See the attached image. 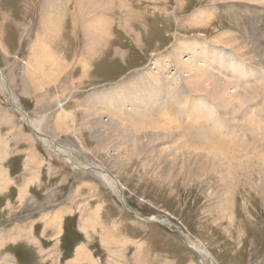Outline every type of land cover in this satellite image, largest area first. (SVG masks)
<instances>
[{"label":"rangeland","instance_id":"rangeland-1","mask_svg":"<svg viewBox=\"0 0 264 264\" xmlns=\"http://www.w3.org/2000/svg\"><path fill=\"white\" fill-rule=\"evenodd\" d=\"M76 1L66 6L69 13L61 18L62 27L47 33L42 14L45 0H0V104L8 111L5 116L10 115L5 118L11 124L10 130L17 119L24 129L17 134L29 132L30 135L25 133L29 143L38 144L43 154L40 167H35L34 162L30 167H3L0 163V264H203L190 247V240L202 244L215 264H264L262 135L245 131L242 126L248 122L243 112L239 116L227 115L214 97L192 89V81L188 84L190 81L181 79L188 89L184 93L186 101L184 105L174 102L170 86L177 82L166 80L168 74L179 70L177 59L187 54L188 41L198 40L207 47L222 49L220 57L224 60L228 55L232 66L242 63L247 77L228 75L229 61H220L218 55L212 56L211 70L229 76L231 81L236 78L233 86L248 95L249 108H255L259 113L256 115L264 120V66L258 64L264 60V0H124L126 9L121 8L120 0L110 6L97 5L94 13L104 17L97 28L105 34L91 43L92 54L87 52V38L77 17L81 8ZM199 11L208 13L207 20L201 22L194 17ZM94 13L87 12L86 25L94 22ZM230 39H236L239 45H233ZM42 41L47 45L43 50ZM37 53L38 58H34ZM254 54L257 57L252 60L250 55ZM85 63L89 65L88 72ZM149 68L163 77L165 88L161 81L159 85L165 93L159 111L150 113L156 121L142 122L143 127H137L136 133L145 131L138 132L143 135L154 125L165 126L173 131L169 138L172 145L187 142L181 151L191 156L200 145L206 142L209 146L213 136H219L226 142L221 172L216 174L212 168L194 179L187 176V167L180 171L176 167L172 173L169 170L162 174L163 167H144L138 157L131 165L123 166L116 162L114 150L97 151L94 126L85 129L79 124L85 116L82 106L86 99L108 91L114 93L115 104L128 108L133 87ZM149 79H145L146 83ZM17 104L29 118H35L36 112L48 113L52 118L43 133L54 137L78 164L88 159L119 179L125 186L121 194L126 196V205L85 167L75 168L47 147L16 109ZM206 106H211L212 111L194 116V112L202 110L200 107L206 111ZM69 112L80 121L75 129L85 142L78 135L58 129L56 117ZM226 126L235 136L228 131L223 134ZM5 130L0 133V143L8 137ZM203 130L210 141L202 137ZM187 134L197 140H188ZM198 140L205 142L200 144ZM49 162L57 167H49ZM56 216L61 220L56 222ZM80 248L84 254L76 261Z\"/></svg>","mask_w":264,"mask_h":264},{"label":"bare ground","instance_id":"bare-ground-1","mask_svg":"<svg viewBox=\"0 0 264 264\" xmlns=\"http://www.w3.org/2000/svg\"><path fill=\"white\" fill-rule=\"evenodd\" d=\"M70 1L71 0H45L44 4L42 6V14L44 17V22H43V20H42V22L44 23L43 29L44 30L46 29L47 33L54 32V31H56V29L58 30L59 27L60 28L62 27V25H60L62 22L61 18L62 17L64 18V16L69 13V12L67 13L66 6L68 5V3ZM125 1L120 0V2L122 4L121 8L123 7L126 9L127 5H126ZM76 2H78L77 6H79L81 8V10L78 12L77 17H79V19L81 21V24L84 28V35L87 38V45H86V48L88 50L87 52L89 54H92L93 47H92L91 43L95 42L93 40L96 37L99 38V36L101 34H105V33H103V31L99 32V29L97 28V26L100 25L97 23L102 21L104 19V17H103V15L95 14L94 13L95 10H93V7H95L97 5H99V8L101 6H108V5L110 6V4H113V2L115 3V1L114 0H77ZM83 3L84 4L87 3L88 6L84 5ZM82 9H83V11H82ZM87 12H90V13L93 12L94 16H95V17L93 16L95 19V20L93 19L94 22H91V24L88 22L89 23L88 25H86V19H85ZM202 12L203 11H199L197 14L194 15V17L196 16L199 20H201V22L204 20H207V18H208V13L207 12L202 13ZM129 13H130V11H129ZM73 20H75V18H73ZM129 20H130L129 18L126 19L127 22ZM193 21H194V19H193ZM109 22H110V20H109ZM37 37L39 38L40 35H38ZM43 37H45V34L43 35ZM38 38H37V40H39ZM230 40L232 41L233 45H236L235 43H239L236 41V39H235V41L233 39H230ZM42 42H43V43H41V44H43L42 46L39 43L40 47L41 48L46 47L47 46V45L45 46L46 43L44 41H42ZM187 43H188V46H186L188 49V51L186 52L187 54L185 56H182L180 58V61L177 59V61H178L177 63H179L178 64L179 70L177 72L180 74V76H177L176 71H174L173 73H171V71H170L169 73H171V74H168L167 77L165 76L166 80L168 79V81L173 80L175 83L177 82L175 85L173 84L174 86H170V87H172L170 95H171V97H173L171 100H173L174 102H176L178 104L183 103V105H184V102L186 101L184 99V95H185L184 93H186L188 91V89L186 88L187 86L183 85V82H181V81L182 80L183 81H185V80L190 81L188 84H190L192 81V83H191V85H193L192 89H194L197 92H201L203 94V96L209 95V97L210 96L214 97L217 100L216 104L219 103V105L221 107L226 109L227 115L238 113L237 116H239V114H241L243 112V114L245 115L244 121L248 122V124H246L245 126H242L244 124L241 125L243 127V129L246 128L247 132H248V130H250L251 132L258 133V135H262V138L261 137L260 138L264 141V120H262L263 118L261 119L256 115L257 112L255 111V108H253V109L249 108L250 107L249 105H251L250 104L251 99L249 97H247L248 95L242 93L235 86H233L232 81L237 80L236 78H234V79L232 78V77H234V74L236 77H238V79L247 77L246 71L244 70L245 67L244 68L242 67L243 64L240 63V65L238 66L237 63H235L232 66L231 59L228 55L227 56L225 55L226 58H224V60L220 57V54L223 53L222 49L220 50L218 48L207 47V46H205L204 42H201L198 40L197 41L191 40V41H188ZM48 44H49V42H48ZM237 45H239V44H237ZM95 46H96V44H95ZM43 48H42V50H43ZM50 49H52V48H50ZM198 49H200V50H198ZM240 49H242V48H240ZM45 50H46V48H45ZM48 50H49V48H48ZM95 50H96V48H95ZM42 55H43V53H42ZM51 55H53V54H51ZM216 55H218V57H220V61H229V62H227L228 63L227 64L228 65L227 71L229 73L228 75L232 76L231 77L233 79L232 81H231V79L229 80V76H227V77H225L224 75L221 76L220 72L218 74V72H215L213 69L211 70L210 65L213 64L212 56L214 57ZM38 56H39V54L37 53V55H34V58H38ZM256 57H257V54L250 55V58H252V60L255 59ZM174 58H175V56H174ZM203 58H206L207 60H203ZM181 59H182V61H181ZM158 62H160V61H157V64H158ZM258 64L261 66L262 65L264 66V60L259 61ZM84 66L86 67L85 72H88V70H89L88 69V66H89L88 63H85ZM151 69L149 68V72L147 74H146V72H145V74L143 73L139 80L136 79L138 84H135L133 89L130 88V90L132 89L131 95L132 94L134 95L132 97L134 99H132L131 96L129 95L128 108H127V105H120L118 103L115 104L117 102V100L116 99L114 100V93L110 94L111 92L107 91V92L100 94V95H97V94L91 95L86 99V102L84 104L85 107L82 106L83 107L82 113H84L85 116H84V118H82L80 120L81 122L78 121V122H80L79 124L86 126L87 128H85V129H88V128L93 129L92 126H94L95 130L93 129V132L96 135V139H98V144L96 146L97 151L100 152V151L106 150V151L110 152L111 150H114V152H116V154H117V156H116L117 161L116 162L120 163L123 166L124 165L129 166V164L133 161L134 157H138L140 159L141 165L144 167H151V168L153 167L154 170L158 169L159 167H163V169H161L162 174L170 173V172L172 173L173 169H175L176 167H177L178 171L182 170L184 167H187V176H189V175L194 176V179L204 176V174L208 170H211L212 168H213V170L216 171V174H218L219 172H221L223 170V168H224L223 166L225 165V161H223V159H224L223 151L224 150L222 147L226 144V142L223 139H220L219 136H216V137L213 136V138L211 140L212 143H210L209 146H206L205 144H207V143L205 142V140H206V138H208V141H210L209 140L210 138H209V134L206 133L205 130H203L202 131V134H203L202 137L205 138V140H202V141L198 140V141H200V144H204L203 142H205V144L202 146L200 145L201 148H196L198 150H196L195 152L193 151L194 154H193V152L191 153L194 156V159H192L193 156H191L189 153L186 154V153H182V151H181L186 145H188L187 142H186V144L181 143V146L174 147L172 145L174 142L171 143L169 141V138H171V135H173V131L169 130L170 131L169 132L166 129L167 127H165V126H155V125L153 126L151 124L154 128H152V131H150L149 133H147L148 132L147 131L146 132L147 134L146 133L143 135L141 134L142 136L138 135V132L142 133L143 131L142 132L138 131L136 133V131H137L136 128L141 127L143 125V123H145L144 121H146V120L153 121L154 119L156 121V118L151 119L154 116L151 117L152 114L150 115V113L152 110L155 111V110H158L160 108V106L162 104V98H161L163 95L162 93L163 92L165 93V89L164 90H163V88L160 89V85H159V84H161L160 83V81H161L163 84L162 86H164L165 82L162 81L163 77L161 78L158 75L159 71H155V70L152 71ZM246 69H248V68H246ZM253 75L257 76L255 78H257V79L259 78V75H257V72H254ZM182 77H184L185 79ZM223 77H225V78H223ZM146 78H150L151 81L149 83H146V80H145ZM15 83H16V81H15ZM24 83H25V85L27 84V82H24ZM62 86L63 85H60V87H62ZM156 86H158V87H156ZM64 87L65 86H63V89H64ZM66 87H67V85H66ZM164 88H165V86H164ZM233 88H235V89L232 90ZM187 95L189 96V94H187ZM187 95H186V97H187ZM14 99L16 101H18L16 96ZM167 100H169V99H167ZM200 100L203 101V98L202 99L200 98ZM159 101H160V104L158 103ZM181 106L179 105V107H181ZM16 109L21 113V115L26 119V121L33 127L34 132L38 135L39 138H41L42 142L45 145H47V147L52 148L59 155H62L66 159V161L70 162L75 168L84 170V167H85V169H87L89 172H91L95 176H97L107 187H110V189L118 196V198L121 200V202L122 201L124 203L126 202V196L123 197L121 194V192L124 191L125 186L121 183V181L119 179L112 176V174L107 169H105L104 166H102L96 162L89 161L88 159L87 160L85 159L83 162L78 164V162H76V159H74L72 155L65 153L66 149L64 150V147L61 144L56 143V139H54V137L52 138L51 136L43 133V130H45V126L47 125V123H49L48 122L49 119L52 118V117H48V116H50L48 113L45 112V113H40L38 115V113L36 112L35 118H33V117L29 118L27 113L24 111V109L20 105L16 106ZM124 109H125V111H122ZM161 109H163V108H161ZM200 109H202V110L198 109L196 113L195 112L193 113L194 116H196L197 114H201V113H202V115H205L206 112H211L213 108L211 106L210 107L206 106L205 107L206 111L204 110V108L200 107ZM177 110H179V109H177ZM261 110L262 109H260V111ZM158 114H159V112H158ZM257 114H259V113H257ZM146 116H149L150 118H145ZM158 117H160V116H158ZM199 117H200V115H198L195 118H199ZM56 118L59 121V127L60 128H58V129L61 130L60 132H62V133L63 132H70L74 135H78L84 141V138L81 135V133L78 132V129H75L76 123H78L77 122V116L75 115V113L69 112L67 114H62L61 116H57ZM157 119H160V118H157ZM211 119H213V118H211ZM214 119H216V118H214ZM217 119H218V117H217ZM219 119H221V118H219ZM239 120L241 121L240 118H239ZM191 125L192 124H190V126ZM221 125H222V123H221ZM144 126H145V124H144ZM199 126H201V125H199ZM216 126H217V124H216ZM177 127L180 128V126H178V125H177ZM62 129H64L65 131H63ZM82 129H84V127ZM160 129H162L161 132L159 131ZM203 129H204V127H203ZM246 129H245V131H246ZM141 130H142V128H141ZM219 131H218V135L220 134ZM226 131H228L232 136L233 135L235 136V134H234L235 132L227 130V126L225 128H223V131H222L223 134ZM46 132H47V130H46ZM43 134L46 137L40 136V135L43 136ZM184 135H186V134H184ZM187 137H188V140H191V141H192V139L195 140L197 138V137L192 138L191 134H189ZM210 137H211V135H210ZM217 138H219V139H217ZM231 138L233 139V137H231ZM174 140H176V139H174ZM53 142L55 143L54 145H53ZM193 144H195V143H193ZM192 147L194 148V146H192ZM88 148L90 150V147H88ZM97 151H95V152L97 155H99V153ZM197 151H199V153H196ZM200 151H202V152H200ZM216 151H218V152H216ZM66 152H67V150H66ZM203 152H204V154H203ZM69 159H71V160H69ZM261 159L264 160V156L261 157ZM261 159H258V160H261ZM169 170H170V172H169ZM125 205H126V203H125ZM141 218H144V217H141ZM60 220H61V217L56 216V222L60 221ZM145 220L146 221H152V220L161 221L156 217L155 218L154 217H150V218L146 217ZM189 245L194 251H196L198 253L199 257L201 258L200 260H202L201 263H203V264H215V261L213 259L214 257L212 258L211 254L208 252V250L205 249V247L202 244H200L196 241L190 240ZM77 252H79V255L78 254L76 255V261H79V258L84 253H82L81 248L78 249Z\"/></svg>","mask_w":264,"mask_h":264},{"label":"crops","instance_id":"crops-1","mask_svg":"<svg viewBox=\"0 0 264 264\" xmlns=\"http://www.w3.org/2000/svg\"><path fill=\"white\" fill-rule=\"evenodd\" d=\"M35 111L37 110L35 109ZM6 114H8V111H6V107L0 104V133L2 135L4 129H6L5 133L6 135H8V137L4 141H1L0 143V163L3 165V167H6V165L7 167H30V165H32L30 163L34 162L35 167H40L42 165V164L40 165L41 162L40 159L42 158L41 156H43V154H41L38 144L29 143L30 140H28V138L30 137L28 135H30V133L27 132L26 129L25 131L29 133L28 135H25L26 132L19 135L17 134L19 133L18 131L20 130L24 132V129L23 128L21 129V127L19 126L18 124L19 121L17 119L16 120L14 119L15 127L12 129L15 132L10 130L11 124L9 123L10 124L9 125L5 119V118H10V115H8L9 117H6L5 116ZM8 140H9V144H8ZM18 156H20L21 158L18 159L17 158ZM49 156L52 155L49 154ZM30 157H32V159ZM50 163L51 162L48 163L49 167H57L53 165V163L51 164Z\"/></svg>","mask_w":264,"mask_h":264},{"label":"water","instance_id":"water-1","mask_svg":"<svg viewBox=\"0 0 264 264\" xmlns=\"http://www.w3.org/2000/svg\"><path fill=\"white\" fill-rule=\"evenodd\" d=\"M41 137H46L44 134H43V136L42 135H40ZM55 143L53 142V145H54ZM55 147V146H54ZM129 211H131V212H133L135 215L137 214L139 217H140V214H138V213H136V211H132V210H130V209H128ZM145 219V218H144ZM150 222H154V220H152V221H150ZM156 222H159L160 223V221H156Z\"/></svg>","mask_w":264,"mask_h":264}]
</instances>
